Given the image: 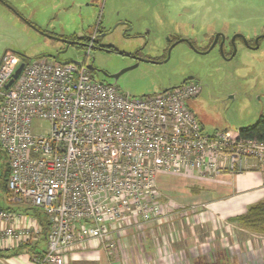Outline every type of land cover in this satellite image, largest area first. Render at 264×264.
<instances>
[{"label": "built area", "instance_id": "1", "mask_svg": "<svg viewBox=\"0 0 264 264\" xmlns=\"http://www.w3.org/2000/svg\"><path fill=\"white\" fill-rule=\"evenodd\" d=\"M95 40L91 35L82 62H31L12 52L0 61V149L10 201L49 221L47 248L32 255L34 264H67L93 242L114 257L118 240L134 229L176 220L161 200L160 173L237 174L250 159L264 169V142L205 133L190 107L199 82L134 99L98 81L87 59ZM38 120L50 123L48 132L35 131ZM41 234L36 218L0 209V245Z\"/></svg>", "mask_w": 264, "mask_h": 264}, {"label": "rangeland", "instance_id": "2", "mask_svg": "<svg viewBox=\"0 0 264 264\" xmlns=\"http://www.w3.org/2000/svg\"><path fill=\"white\" fill-rule=\"evenodd\" d=\"M220 33L228 40L240 34L248 43H256L264 35V0H0V61L12 52L31 62H82L87 49L67 47L64 37L95 34L98 44L116 50L97 47L91 51L87 59L98 81L115 85L134 99L197 81L202 92L190 107L209 135L236 134L264 117V38L256 50L238 39L231 59L227 46L226 58L218 46L205 54L197 52H206ZM171 41L175 46L168 60L159 63L168 57ZM131 67L116 82L104 75ZM34 128L46 133L50 123L38 120ZM2 158L0 152V167ZM177 178L160 173V192L175 198L178 189L162 183ZM6 197H2L5 204L10 198ZM27 206L22 203L18 209ZM134 230L119 240L121 246L141 242L143 230ZM123 250L126 255L128 251Z\"/></svg>", "mask_w": 264, "mask_h": 264}, {"label": "crops", "instance_id": "3", "mask_svg": "<svg viewBox=\"0 0 264 264\" xmlns=\"http://www.w3.org/2000/svg\"><path fill=\"white\" fill-rule=\"evenodd\" d=\"M174 176L179 178L162 186L173 185L177 195L170 198L161 193V200L170 204V213L178 215L176 220L148 224L141 232V242L122 245L126 255L119 240L120 254L114 257L93 242L73 252L67 264H122L121 258L123 264H264V235L231 222L264 202V169L255 160H247L237 174ZM2 197L0 209L34 217L30 206L18 209L19 203L7 196L5 204ZM7 202L16 208L8 207ZM45 243L42 234L12 248L2 243L0 264H34L29 250L43 252Z\"/></svg>", "mask_w": 264, "mask_h": 264}, {"label": "trees", "instance_id": "4", "mask_svg": "<svg viewBox=\"0 0 264 264\" xmlns=\"http://www.w3.org/2000/svg\"><path fill=\"white\" fill-rule=\"evenodd\" d=\"M68 40L79 42L81 44H84L87 46L88 42L90 41V37H76V36H70V37H64ZM174 41H171V43ZM250 43V42H249ZM85 46H82L86 48ZM96 46V43H95ZM112 49V52H115L116 50H113V47H108ZM23 57V56H22ZM27 59L26 57H23ZM230 132V131H229ZM233 135H237L240 139H246V140H257L260 142H264V117H260L259 120L252 126H249L247 128H241L239 131ZM1 154L3 155L2 158V164H1V172H0V195L3 197L9 195V191L7 190L6 184L7 179L9 176V169L7 164V157L5 153H3L0 149ZM31 214L38 220V222L43 227V237H46V234L49 230V221L45 215H43L40 211L30 208ZM231 222L237 224L242 229L248 230L253 233L263 234L264 235V202L257 203L250 207L248 211L236 218H233ZM46 239V238H45ZM28 247V246H26ZM33 255L34 254H42V252H36L34 249L29 250Z\"/></svg>", "mask_w": 264, "mask_h": 264}, {"label": "water", "instance_id": "5", "mask_svg": "<svg viewBox=\"0 0 264 264\" xmlns=\"http://www.w3.org/2000/svg\"><path fill=\"white\" fill-rule=\"evenodd\" d=\"M220 36L222 37L223 40H222V42H221L220 45H219V49H220V51H221V53H222V56L225 57V53H224L225 35H224V34H221V33H220V34H217V35L215 36V39H214L213 43L211 44L210 48H209L206 52H201V51H198V50H197V52L205 54V53H208V52H210L211 50H213V49L217 46V42H218V39H219ZM237 37L241 38V39L243 40L244 44H246V46H248V48L253 49V50H256V49L259 48V44H258V43H259V40H260L261 38H264V35H263V36H260V37H258V38L256 39V43H257V45H256L254 48H252V47L249 45V43H248V41L246 40V37H245L244 35H240V34L235 35V36L232 38V40H231V42H232V44H233V50H234V51H233V53H232V55H231V57H230L229 59L233 58V56H234V55L236 54V52H237L236 45H235V40H236ZM63 42H64V44H65L67 47H70V46H85L84 44H81V43H79V42H74V41H71V40H68V39H64ZM180 42H183V40H181V41H179V42H177V43H180ZM174 46H175V45L173 44V45L170 47L168 58H169V56H170V52H171V50H172V48H173ZM85 47H86V46H85ZM95 48H97V46H95L94 49H95ZM99 48H100V47H99ZM100 49L103 50L102 48H100ZM105 51L108 52L109 49H106ZM225 58H226V57H225ZM167 60H168V59H167ZM141 61L146 62V60H142V59L138 58V62H141ZM67 63H70V62H67ZM71 63H76V62H71ZM135 67H136V66H135ZM89 68H90L92 71H95V69L93 68L92 65H90ZM133 68H134V67H131V68H128V69L122 70L121 72H119L118 74H115V75H108V74H105V73H104V75H105L110 81H114V82H116V81L119 79V77H120L121 75H123V74H125L126 72L132 70ZM22 69H23V65H21V66L19 67V69L16 71V73H15V75H14V78H13V80L10 82L9 86L12 84V82H13L15 79L18 78V76L20 75ZM166 90H167V89H166ZM166 90H164V91H166Z\"/></svg>", "mask_w": 264, "mask_h": 264}, {"label": "flooded vegetation", "instance_id": "6", "mask_svg": "<svg viewBox=\"0 0 264 264\" xmlns=\"http://www.w3.org/2000/svg\"><path fill=\"white\" fill-rule=\"evenodd\" d=\"M90 37V36H89ZM215 39V38H214ZM214 39L212 40V42H211V44L213 43V41H214ZM238 39H241V38H239V37H237L236 38V40H235V42L238 40ZM222 37L220 36L219 37V39H218V42H217V46L219 47V45H220V43L222 42ZM231 40L232 39H230V40H228L226 37H225V44H224V46H227L228 47V49H231V51L230 52H228L229 54H231L232 55V53H233V44H232V42H231ZM241 41L243 42V40L241 39ZM260 41V40H259ZM95 43H96V46L97 47H101L103 50L102 51H105L106 49H109V52H112V49H110V48H108V47H110V46H104V45H101V44H98L97 42H96V40H95ZM173 43H175V42H170V47L173 45ZM211 44H210V46H211ZM249 45L252 47V48H254L256 45H257V43H255L254 42V44H250L249 43ZM114 50V49H113ZM139 56V55H138ZM139 57H141V55L139 56ZM167 59H168V57L167 58H164L163 60H161V61H158L159 63L160 62H166L167 61ZM229 59V58H228ZM149 60H152V59H149Z\"/></svg>", "mask_w": 264, "mask_h": 264}]
</instances>
